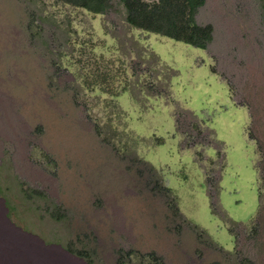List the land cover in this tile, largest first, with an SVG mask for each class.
Here are the masks:
<instances>
[{
  "label": "rangeland",
  "instance_id": "obj_1",
  "mask_svg": "<svg viewBox=\"0 0 264 264\" xmlns=\"http://www.w3.org/2000/svg\"><path fill=\"white\" fill-rule=\"evenodd\" d=\"M263 2L204 0L201 49L0 0V264H264Z\"/></svg>",
  "mask_w": 264,
  "mask_h": 264
},
{
  "label": "trees",
  "instance_id": "obj_2",
  "mask_svg": "<svg viewBox=\"0 0 264 264\" xmlns=\"http://www.w3.org/2000/svg\"><path fill=\"white\" fill-rule=\"evenodd\" d=\"M56 1L93 14L104 13L110 7V0ZM203 3L204 0H116L122 9L123 21L128 26L201 49L211 41V26L195 20V13ZM261 8L264 15V2ZM205 182L208 186L211 180L206 178ZM164 190L169 191L166 187ZM254 223L256 225V220ZM193 230H197L195 225ZM229 231L233 233L234 229L230 227ZM199 234H202V230Z\"/></svg>",
  "mask_w": 264,
  "mask_h": 264
},
{
  "label": "bare ground",
  "instance_id": "obj_3",
  "mask_svg": "<svg viewBox=\"0 0 264 264\" xmlns=\"http://www.w3.org/2000/svg\"><path fill=\"white\" fill-rule=\"evenodd\" d=\"M65 254L73 259V257L69 253L66 252ZM28 255H29V253L27 254V256ZM32 256H35V255H32ZM31 261H32V263H36V264H61L60 260H55L50 255H43V254L37 255V260H34V261L31 260ZM32 263H29V264H32ZM74 263L75 262L72 260L71 264H74Z\"/></svg>",
  "mask_w": 264,
  "mask_h": 264
}]
</instances>
